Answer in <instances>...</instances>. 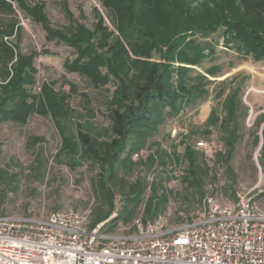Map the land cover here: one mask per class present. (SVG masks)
<instances>
[{
  "label": "trees",
  "instance_id": "obj_1",
  "mask_svg": "<svg viewBox=\"0 0 264 264\" xmlns=\"http://www.w3.org/2000/svg\"><path fill=\"white\" fill-rule=\"evenodd\" d=\"M101 5L113 16V30L96 9L94 27L78 23L63 31L51 26L44 3L0 0V124H25L34 114L50 116L61 144L56 158L71 171L86 166L92 172L91 187L101 206L89 212L88 231L104 224L102 230L111 233L119 223H131L133 232L136 221L147 225L165 217L170 199L158 168L174 159L178 166L184 164L182 181L198 192L202 211L206 195L217 197L216 184L205 183L210 176L207 154L187 139L181 157L174 156L155 138L168 123L204 105L211 85L220 87L215 95L221 103L211 109L202 135L210 145L217 134L222 146L212 163L225 166L236 184L231 162L250 112L244 104L248 79L237 75L219 82L222 68L204 65L216 54L210 42L215 35L240 57L264 62V0H102ZM19 11L42 27L48 42L73 49L74 57L64 63L68 73L96 89L114 85L107 126L79 119L82 115L70 105L77 89L72 84L70 93L57 91L52 83H44L38 95L30 92L36 54H23L16 43L23 30ZM88 114L95 116L94 110ZM250 137L264 159V114L256 117ZM8 177L0 167V184ZM230 190L236 200L234 185Z\"/></svg>",
  "mask_w": 264,
  "mask_h": 264
},
{
  "label": "rangeland",
  "instance_id": "obj_2",
  "mask_svg": "<svg viewBox=\"0 0 264 264\" xmlns=\"http://www.w3.org/2000/svg\"><path fill=\"white\" fill-rule=\"evenodd\" d=\"M26 1L29 6L44 3L51 26L58 30H71L78 23L88 28L94 27L96 9L105 16L106 25L111 30L114 29L113 16L103 10L102 0ZM19 19L23 30L16 43H19L23 54H36L37 73L32 85L29 86L30 92L38 95L44 83H52L57 91L70 93L69 84H72L77 89L76 93L71 94L69 100L77 116L82 115L79 119L90 120L98 127L107 126L109 123L107 102L111 91L114 90V85L96 89L85 78L68 73L64 69V63L67 59L74 57L73 49L63 43L59 45L48 42L42 27L20 11ZM222 41L218 35L211 39L210 42H213L216 54L208 58L205 68L220 66L222 74L225 75L216 79L219 82L237 75L248 79L244 104L250 112L244 122L243 139L231 162L235 170L236 184L227 173L225 166L212 163L214 153L222 146L217 134H213L214 141L210 145V139L202 135V128L211 109L218 108L221 103L215 95L220 87L211 85L209 99L204 105L197 110H188L186 114L168 123L155 140L162 149L180 157L184 149L183 142L188 141L187 139L195 147H198L197 143L200 141L207 142L209 147L198 148L208 156L207 167L210 169V176L205 183L206 185L216 184L218 200L223 204L234 203L235 200L230 195V186L234 185L236 192L253 191L257 204L264 208V159L261 158L260 145L254 146L250 137L256 117L264 114V71L250 72L244 68L258 67L260 69L264 67V62L257 64L252 57L242 58L234 51L222 46ZM197 70L203 71L199 68ZM88 110H94L95 116L92 119L89 117ZM0 146L2 151L0 167L9 175L7 180L0 184V217L26 215L47 218L54 212L69 209L79 213H89L100 205L91 187L90 169L84 166L71 171L66 163L56 158L61 144L50 116L34 114L25 124L12 121L0 124ZM259 158L262 160L263 167L259 163ZM37 166H40L39 172L35 169ZM184 168V164L178 166L175 159L173 162H168L166 168H158L159 173L163 174V184L170 199L164 219L168 225L172 226L183 225L190 218L197 219L202 213V200L198 192L196 193L182 181ZM159 173L155 172L156 175ZM214 174L217 178L213 181ZM151 179L152 176L150 181ZM117 200V207L120 209L122 203L119 197ZM131 232V223L125 225L119 223L114 231L105 233L125 235Z\"/></svg>",
  "mask_w": 264,
  "mask_h": 264
},
{
  "label": "built area",
  "instance_id": "obj_3",
  "mask_svg": "<svg viewBox=\"0 0 264 264\" xmlns=\"http://www.w3.org/2000/svg\"><path fill=\"white\" fill-rule=\"evenodd\" d=\"M201 212L176 226L139 220L125 235H108L103 224L88 231L89 213L72 209L0 217V264H264V208L253 191L227 204L208 194Z\"/></svg>",
  "mask_w": 264,
  "mask_h": 264
},
{
  "label": "crops",
  "instance_id": "obj_4",
  "mask_svg": "<svg viewBox=\"0 0 264 264\" xmlns=\"http://www.w3.org/2000/svg\"><path fill=\"white\" fill-rule=\"evenodd\" d=\"M260 63H263V62H260ZM257 64H259V63H257ZM244 68H247L248 69V71H250V72H252V71H264V67L263 68H256V67H254V68H252V69H250V68H248V67H244Z\"/></svg>",
  "mask_w": 264,
  "mask_h": 264
}]
</instances>
